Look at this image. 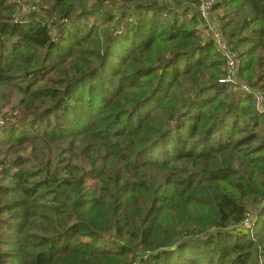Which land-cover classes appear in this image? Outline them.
Instances as JSON below:
<instances>
[{
    "label": "trees",
    "instance_id": "obj_1",
    "mask_svg": "<svg viewBox=\"0 0 264 264\" xmlns=\"http://www.w3.org/2000/svg\"><path fill=\"white\" fill-rule=\"evenodd\" d=\"M42 1L0 0V264H263L264 113L197 0ZM215 8L259 90L264 0Z\"/></svg>",
    "mask_w": 264,
    "mask_h": 264
},
{
    "label": "built area",
    "instance_id": "obj_2",
    "mask_svg": "<svg viewBox=\"0 0 264 264\" xmlns=\"http://www.w3.org/2000/svg\"><path fill=\"white\" fill-rule=\"evenodd\" d=\"M215 5L216 0H197L196 11L201 21L199 33L204 35L205 40L211 41L216 47V50L220 52L226 60V75L219 81L237 86L238 90L243 94L253 92L255 97V108L264 113V94L257 89L252 91L253 88L249 86L246 81L241 80L237 75L239 72L240 60L237 53L232 48L230 41L220 28L219 15H217ZM255 214L253 210H248L242 221V228L252 229L256 219Z\"/></svg>",
    "mask_w": 264,
    "mask_h": 264
},
{
    "label": "rangeland",
    "instance_id": "obj_3",
    "mask_svg": "<svg viewBox=\"0 0 264 264\" xmlns=\"http://www.w3.org/2000/svg\"><path fill=\"white\" fill-rule=\"evenodd\" d=\"M16 1L19 2L18 3L19 4V7L16 10L17 11L16 12V16H20V15L21 16H24V15H27V14H31L32 11L40 12L41 11V7H45V3L42 0H16ZM216 12H217V15L220 16L221 11L219 9H217ZM199 26H200V24L197 27L198 28V33H199ZM55 34H56L55 28H52L51 27V35L54 37ZM199 36L201 37L202 41L205 40V37H204V35H202V33H199ZM222 57L225 60V57L223 55H222ZM226 70H227V64H226V60H225V72H226ZM237 75H238V77L241 80L246 81L247 84L249 86H251V81L250 80H246V79L241 78V76H239V72H238ZM222 83H227V82H222ZM233 86H235V85H233ZM235 87H237V86H235ZM252 91H255V89L254 90L252 89ZM259 91L264 94V87H261L259 89ZM250 93H252V95H253L254 105H255L254 93L253 92H250ZM20 98H22V95L20 93L13 92V93H11L10 102L9 103H4L3 102V99H2V97L0 95V119L3 118L2 116L12 117V118H15L17 116V114H18L17 111L18 110H16V108L19 106V100H20ZM12 107H13V109H11ZM0 168H1V165H0ZM259 208L260 207H258L257 204H251L250 205V209L253 210V212H255V213L258 212V209ZM245 232H246L247 235H251L252 236V230L251 229H245ZM262 263L264 264V261Z\"/></svg>",
    "mask_w": 264,
    "mask_h": 264
}]
</instances>
